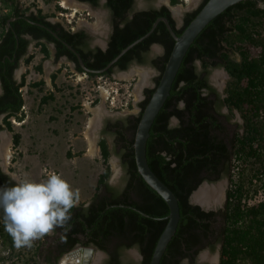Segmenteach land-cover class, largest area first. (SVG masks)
<instances>
[{
    "label": "trees",
    "instance_id": "1",
    "mask_svg": "<svg viewBox=\"0 0 264 264\" xmlns=\"http://www.w3.org/2000/svg\"><path fill=\"white\" fill-rule=\"evenodd\" d=\"M88 1L95 3V0ZM113 1L108 0L107 3L112 10L115 9ZM206 1L202 0L197 9L185 17L183 28L180 30H174L165 7L135 13L133 22L125 29H115L107 50L98 52L100 61L86 64V68H103L121 49L146 33L157 17L167 19L174 34L179 35ZM5 3L10 6V11L0 14V130L3 125L11 132L9 119H18L22 107L18 88L22 86L23 79L15 85L11 79V70L4 68L7 59L2 65L1 58L4 54H10L16 40L21 42L20 35L29 33L34 38L44 36L53 42L56 45L54 60L62 55L70 57L67 49L46 29L39 26L43 25L65 44L75 48L80 57L82 55L75 44L76 34H69L58 24L44 21L46 17L39 11L25 16V10H20L14 0H6ZM169 3L175 5L177 0H169ZM11 17L15 19L6 27L5 23ZM260 33H264V0H244L212 19L188 47L170 86L168 97L149 128L145 144L146 163L154 176L175 197L179 214L175 232L158 264H178L175 258L181 254L180 242L189 249V240L197 237L194 230L199 228V225L194 217L205 214L200 213L197 207L190 206L187 199L200 182L195 176L202 170L208 173L214 171L219 153L225 150L221 141H217L209 132L218 126L213 124L215 118L212 112H216L221 105L239 114L243 121V132L230 141V151L227 152V155L232 156L234 164L231 168L227 165L226 170L229 187L219 264H264V44L260 39L251 37L252 34L260 36ZM153 43L161 45L164 50L159 64L152 61L158 72L153 80L155 86L173 44L161 22L147 38L124 53L114 65L124 68L122 64L130 56H137V52L147 50ZM37 45L40 46L42 55L47 58L49 53L45 45ZM256 47L260 48L259 54L252 56L251 49ZM233 55H236L237 59L231 57ZM72 59L75 61V58ZM29 61L30 57L24 60V63ZM195 61L200 62V70L196 69ZM219 66H222L229 76L222 100L217 99L218 95L206 82L207 67ZM35 69L40 71L39 66ZM110 69L100 75H109ZM76 71L82 70L77 66ZM87 75L94 76L90 73ZM51 80H54V76H51ZM41 84L39 81L32 86L38 87ZM152 91L153 88L144 90V99L138 104V114L126 119L124 126L118 127V123L110 125L117 128L114 135L119 144V160L125 173L124 186L117 192L107 184L108 150L104 139H100L97 147L103 169L97 176L92 201L85 209L79 204L70 210V218L65 222L70 230L64 233V243L59 246V254L79 243L75 234H82L85 239L81 244L84 247L91 245L108 253L106 243L110 238H114L119 240L120 247L136 246L142 255L140 264L149 263L156 240L165 225L164 218L168 210L160 197L137 174L132 143L140 114ZM211 96L216 99L210 100ZM51 98L48 94L42 97L40 102L43 104ZM178 102L183 104L181 108H177ZM170 118L178 121L175 127H167ZM19 139V134L12 133V148L18 146ZM236 163L243 164L245 169L242 168L234 177L232 167ZM242 170L245 173H242ZM13 183L7 174L0 171V187L11 186ZM100 194L112 195L107 197ZM128 194H132L135 199L132 200ZM257 194L260 196L259 200L252 201ZM202 228H206V225H202ZM0 243L9 252L15 247L12 237L4 230L2 209ZM33 253L39 254L37 246ZM112 255L108 253L109 260L106 264H112Z\"/></svg>",
    "mask_w": 264,
    "mask_h": 264
},
{
    "label": "rangeland",
    "instance_id": "2",
    "mask_svg": "<svg viewBox=\"0 0 264 264\" xmlns=\"http://www.w3.org/2000/svg\"><path fill=\"white\" fill-rule=\"evenodd\" d=\"M5 2L6 0H0V14L10 11V6ZM14 3L26 13L39 11L47 19L55 20L65 27L69 26V23L72 25L79 22L82 18L81 12L72 16L69 9L63 8L61 0H14ZM177 5H180L179 1ZM29 51L32 52L30 61L27 64L20 63L15 71L17 82L19 78L23 79L20 87L22 109L20 108L18 119H9L11 132L3 125L0 130L10 136L12 133L20 136L15 149L9 142L5 171L14 175L16 181L27 179L37 182L46 180L51 173H56L66 180L74 191L79 192L78 204H85L92 197L97 176L103 169L97 141L104 139L108 150L109 168L106 182L113 189L123 187L125 173L119 160V148L117 149L112 136L101 135V129L103 124L108 122H124L129 116H136L140 93L151 85L156 74L149 68L132 69L148 74L147 84L137 92L139 77L136 73L126 74L127 76H87L74 73L61 61L53 64L50 50L47 58L42 57L36 44H30ZM251 55L253 56L252 51ZM231 57L237 59L236 55ZM195 64L197 69L201 68L198 62ZM36 66L40 67V71L35 69ZM58 66L60 68L56 69ZM207 70L216 84L222 85L228 81L220 67H208ZM50 73L54 76V80H50L51 84L47 82ZM39 81L42 82L40 86H32ZM47 94L52 98L42 104L40 99ZM95 112L97 116H94ZM93 117L96 119L91 130L95 142L92 155L88 152L85 132L89 120ZM242 168L245 169L243 164L236 163L232 167V175L236 177ZM241 172L245 173L243 170ZM259 198L257 194L252 201ZM41 239H44V236L32 241L31 246L15 245L12 252L0 243V264H42L40 257L33 253Z\"/></svg>",
    "mask_w": 264,
    "mask_h": 264
},
{
    "label": "flooded vegetation",
    "instance_id": "3",
    "mask_svg": "<svg viewBox=\"0 0 264 264\" xmlns=\"http://www.w3.org/2000/svg\"><path fill=\"white\" fill-rule=\"evenodd\" d=\"M76 1L78 4H81L85 7V9L81 12L82 18L79 20V22L75 23L74 21L73 23L75 24L71 25L69 23V26L65 27L55 20L52 21L45 18L44 21L50 24H58L63 31H66L69 34H76V36L74 37L75 44L76 47L79 49L82 57H80V54L76 51L75 48H72L71 46L65 44V42H63L54 32H50L49 29L45 26L39 25L40 27H42V29H46L51 34V36L56 39V41L61 43L67 49L70 57L67 55H62L58 57L57 60H54L56 45L53 42L48 41L47 39H45L44 36H38L34 38L29 33H22L20 35L21 42L16 40L14 45H12V49L9 52L10 54H4L1 58L2 65L5 62L4 60L7 59V64L4 66V68H8L9 70H11V79L12 81H14L15 85L19 84L21 79L19 78V81L17 82L15 78V71L19 67L20 63H24V60L28 59L32 54V52L29 51L30 44H44L46 49L48 51L50 50L51 52L53 64L61 61L74 73H83L87 75L89 73H86L81 69L80 63L84 68H86V64H91L93 62L98 63L100 61L98 59V52H105L107 50L110 38L113 35L115 29H125L129 24L133 22V15L135 13L147 12L151 9L159 10L161 7H165L173 23L174 30H180L183 28L185 17L192 13L194 10H196L202 2V0H194L193 5H188L183 0H177L180 4L178 6L177 4L170 5L168 0V5L162 4L158 7H154V4L157 2V0H114L113 6H115V9L112 10L107 4L108 0H95V3L93 4L88 0ZM173 8L179 9V13L174 14L175 18L173 17ZM30 13V11L28 13L25 12L24 15L27 16ZM97 16L99 17V22L97 21ZM8 19L14 20L15 18L11 17ZM136 23L139 22L136 21ZM5 26L7 27L8 25L5 23ZM66 46H68L69 48H67ZM38 48L40 51V46H38ZM163 52L164 50L161 45L156 43L150 44L147 50L137 52V56H130L129 59L122 64L123 66H125L124 68L121 69L119 65H114L116 63L115 62L112 66L109 67L111 68L109 75H117L120 72H125L129 69L134 68H149L156 74V77L158 75V72L152 65V61H155L159 64ZM75 54L79 57L80 63L78 62ZM72 58H75V61ZM198 63L200 64V62ZM194 65L196 67L195 63ZM77 66L82 70L81 72L76 71ZM219 67L223 71H225L222 66ZM59 68L60 66H58L56 69ZM200 69L201 68L199 67L197 70ZM51 76L53 75L50 73L47 81L49 84H51ZM155 77L152 78L150 86L142 89L140 93L141 99L139 100L138 104L144 99V90L152 89V87L154 86L153 80ZM226 78L229 79V76ZM206 82L211 88L214 89L215 93L218 95V100H222L225 97V95L223 94V90L227 82H225V84H222L221 86H218L216 82L210 78L209 71L206 75ZM18 92H20V87L18 88ZM1 94L2 89L0 84V95ZM215 99V96L210 97V100ZM182 106L183 104L181 102L177 103V108H181ZM212 115L215 118L213 124H217L218 126L217 128H214L209 131L210 135L216 137L217 141H221L222 145H224L225 150L219 153L218 161L214 166V171L208 173L202 170L198 173V175L195 176L196 178L200 179V182L193 191H195L197 188H199V190L194 193L193 199L189 197L193 191L189 194L187 203L190 206L197 207L198 211L205 215L194 217V220L198 222L199 228L194 230V233L197 235V237H195L194 239L191 238L189 240L190 248L186 249L185 244L180 242L181 254L175 258L176 260H178V264H219L220 260V250L225 224V205L227 201V191L229 187L228 172H226V170L227 165H229V168H231V165L234 164L232 156L227 155V152L230 151V141L234 140L236 136L242 134L243 121L235 110H228L223 105H221L216 112H212ZM132 117L134 116H129L128 119H131ZM1 118L2 114L0 115V120ZM114 123H118V127H122L125 125V121H112L103 124L101 129V135H110L115 139L114 131L117 128L110 127V125ZM177 124L178 121L175 118H170L167 122V127L172 128L175 127ZM115 143L118 149L119 144L117 143L116 139ZM0 171L2 172L1 169ZM121 189L122 187L118 190H113L119 192ZM205 192H212V195L205 198H196L197 195H201ZM103 195L109 197L112 194H100V196ZM128 195H130V198L132 200L135 199L132 194ZM91 199L92 197L85 204H81L82 208L85 209L87 206H89L92 201ZM78 205L79 204H77V206ZM70 215L71 213H69V216ZM202 225H206V228L203 229ZM69 230L70 228L65 223L62 227H57L52 232L44 235V239H41L39 244H37L39 254L36 255V257H40L42 264H74L73 262L66 261L64 259L65 256L76 253L78 251L84 252V248L94 249L95 252H93V254L97 255L98 257L95 261L89 260V262H87L88 264H106V262L109 260L108 253L113 254L112 256L114 258V261L112 262V264H140L142 261V255L140 254L136 246L123 248L120 247L121 245L119 240L110 238L109 241L106 243V247H108L107 253L104 251H100L91 245L85 247L82 246L81 243L85 239L82 234H75V238L79 241V243H75L73 247L65 253L59 254V246L64 243V233ZM201 232H204V234H202ZM71 236L73 237V235ZM61 258H63V260H61Z\"/></svg>",
    "mask_w": 264,
    "mask_h": 264
},
{
    "label": "water",
    "instance_id": "4",
    "mask_svg": "<svg viewBox=\"0 0 264 264\" xmlns=\"http://www.w3.org/2000/svg\"><path fill=\"white\" fill-rule=\"evenodd\" d=\"M242 1L244 0H207L179 35L174 34L173 30L170 28L168 24L167 19L163 17L156 18L146 33H144L142 36L138 37L130 44L125 46L123 49H121L119 53L113 59H111L102 69L96 71H91L84 68L80 63L79 57L75 54L83 71L90 74H101L104 73L110 66H112L129 49H131L133 46H135L136 44L140 43L142 40L147 38L152 33V31L159 22H161L164 25L169 37L173 41L171 50L164 64L163 70L159 76L158 82L155 86L152 87L153 91L140 114L138 123L135 128L133 143H132L133 159L137 174L140 176L143 182L160 197V199L164 202L168 210V213L164 218L166 220L165 225L156 240L148 264L159 263V260L165 250L167 243L169 242V240L171 239V237L175 232L176 225L179 219L178 206L175 197L154 176V174L150 171L146 163L145 144L149 136L148 134L149 128L155 116L157 115L158 111L162 107L165 99L168 97L170 86L173 82L176 72L180 66V63L188 47L193 42L194 38L212 19H214L216 16L222 13L225 9ZM162 4L168 5V0H157V2L154 4V7H158ZM173 17L175 18V15ZM12 20L13 19L10 20L8 19L6 21V24L9 25V22ZM66 47L69 48L68 46ZM131 70L132 69H129L125 72H120L117 75L125 76ZM223 72L225 77H228L226 72L225 71ZM143 86L144 85H141V87ZM97 125L98 124L96 123L95 126ZM8 135L9 133L6 134L5 131L0 132V138L1 136H8ZM8 138L10 142L11 138L10 137ZM0 146H1V139H0ZM0 169L2 170L3 173L7 174L14 182L16 181L14 175L5 171L6 167H4L3 160L1 158V150H0ZM198 190L199 188L193 191L189 197L193 199L194 193H196ZM84 251L87 253L95 252L94 249L92 248H84Z\"/></svg>",
    "mask_w": 264,
    "mask_h": 264
},
{
    "label": "clouds",
    "instance_id": "5",
    "mask_svg": "<svg viewBox=\"0 0 264 264\" xmlns=\"http://www.w3.org/2000/svg\"><path fill=\"white\" fill-rule=\"evenodd\" d=\"M78 202L79 192L56 173L40 182L25 179L0 187L4 230L17 247L31 246L32 241L62 227Z\"/></svg>",
    "mask_w": 264,
    "mask_h": 264
},
{
    "label": "bare ground",
    "instance_id": "6",
    "mask_svg": "<svg viewBox=\"0 0 264 264\" xmlns=\"http://www.w3.org/2000/svg\"><path fill=\"white\" fill-rule=\"evenodd\" d=\"M184 2H186L187 4H192L194 3V0H183ZM61 4L63 6V8L69 9L71 11V15H75V13L77 12H82L85 7L81 4L76 3L74 0H61ZM174 13L173 14H178L179 13V9L174 8L173 9ZM97 21L99 22V17L97 16ZM136 73V75L139 77V81L137 84V92L139 91V88H141V85H146L147 84V76L148 74L146 73H142V72H137V71H130L128 74H133ZM127 74V75H128ZM125 75V76H127ZM218 86H221V83L217 84ZM104 95V94H103ZM138 95V94H137ZM97 116V113L95 112V115ZM96 119V117L92 118L89 120L88 123V127H87V131L85 132V138L88 141V152L90 154L93 155L94 150H95V145H94V137L91 134V130L94 127V120ZM1 146H0V150H1V158L3 160V164L4 167H6V159L8 158L9 155V149H8V145H9V138H7V136H1ZM202 193V192H201ZM212 192H205L201 195H197L196 198H205L208 196H211ZM210 199V198H209ZM213 200V199H212ZM97 255L91 254L90 252H83L81 254V252H76L70 255H66L65 260L66 261H70L73 262L74 264H86L87 262H89V260L91 261H95L97 260Z\"/></svg>",
    "mask_w": 264,
    "mask_h": 264
},
{
    "label": "built area",
    "instance_id": "7",
    "mask_svg": "<svg viewBox=\"0 0 264 264\" xmlns=\"http://www.w3.org/2000/svg\"><path fill=\"white\" fill-rule=\"evenodd\" d=\"M251 37L254 38V39H256V38L257 39H260V41L264 44V33H260V36L259 35H256V34H252ZM259 50H260L259 47H256V48H252L251 49L252 54L255 55V56H258ZM111 101H112L111 103L113 105V103H114L113 101L114 100L112 99ZM21 109H22V107H21Z\"/></svg>",
    "mask_w": 264,
    "mask_h": 264
}]
</instances>
